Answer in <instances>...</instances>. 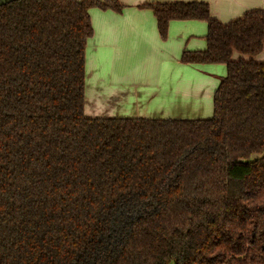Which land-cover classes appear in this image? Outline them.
I'll list each match as a JSON object with an SVG mask.
<instances>
[{
	"label": "trees",
	"instance_id": "trees-1",
	"mask_svg": "<svg viewBox=\"0 0 264 264\" xmlns=\"http://www.w3.org/2000/svg\"><path fill=\"white\" fill-rule=\"evenodd\" d=\"M141 6L161 38L206 23L180 60L224 66L210 117L86 115L89 11L118 0L0 6V264H264V10Z\"/></svg>",
	"mask_w": 264,
	"mask_h": 264
},
{
	"label": "crops",
	"instance_id": "crops-1",
	"mask_svg": "<svg viewBox=\"0 0 264 264\" xmlns=\"http://www.w3.org/2000/svg\"><path fill=\"white\" fill-rule=\"evenodd\" d=\"M174 1L208 3L211 16L222 23L246 11L264 10V0H118L124 6L120 13L93 7L85 51L87 116L177 119L174 112L182 109L210 112L211 106L203 103L206 80L193 68L201 65L180 60L183 51L205 49L206 23L174 20L161 38L151 10L141 6ZM258 55L256 60H264V46Z\"/></svg>",
	"mask_w": 264,
	"mask_h": 264
},
{
	"label": "rangeland",
	"instance_id": "rangeland-1",
	"mask_svg": "<svg viewBox=\"0 0 264 264\" xmlns=\"http://www.w3.org/2000/svg\"><path fill=\"white\" fill-rule=\"evenodd\" d=\"M241 56L242 55H240L238 52H234L232 58L237 59V58H240ZM258 56H256L255 58L258 59ZM199 65H201V67L199 68L193 67V68L199 70V71L197 70L196 71L201 77H203L206 80V84L203 86L205 87L207 93L204 94L203 96V99L206 98L203 103H205V105L211 106L210 112H207V114H204V115L201 113L199 114L197 113L198 115L193 112L190 113V111L188 110L186 111L185 109H182V111L174 112V115L180 116V118H188V119L205 118V117H210V115L212 114L213 102L211 100H212V96L214 93V91L212 90V87L215 83H217V79L219 80V78L225 74V69L223 65L220 63H209V64H199ZM203 69H206L207 71L205 70L206 72H202ZM197 78L198 77H195L196 80Z\"/></svg>",
	"mask_w": 264,
	"mask_h": 264
},
{
	"label": "water",
	"instance_id": "water-1",
	"mask_svg": "<svg viewBox=\"0 0 264 264\" xmlns=\"http://www.w3.org/2000/svg\"><path fill=\"white\" fill-rule=\"evenodd\" d=\"M10 1H14V0H0V6L8 4Z\"/></svg>",
	"mask_w": 264,
	"mask_h": 264
}]
</instances>
